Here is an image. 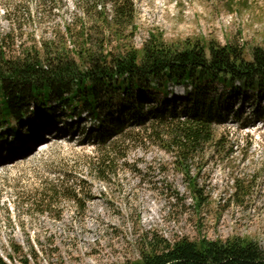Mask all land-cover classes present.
I'll return each mask as SVG.
<instances>
[{"label": "rangeland", "instance_id": "rangeland-1", "mask_svg": "<svg viewBox=\"0 0 264 264\" xmlns=\"http://www.w3.org/2000/svg\"><path fill=\"white\" fill-rule=\"evenodd\" d=\"M101 1L111 17V4ZM95 3L0 0V35H9L6 45L18 56L33 55L42 43L53 42L52 51L70 47L66 28L90 27L94 19L84 16L83 9ZM133 3L132 26L121 41L111 36L105 51H141L152 35L172 45H231L247 61L254 49L264 48V0ZM91 38L99 44L108 39L101 32ZM170 91L171 107H183L186 90ZM213 93L224 89L219 86ZM254 101L242 94L230 96L222 123L214 126L220 145H207L185 168L177 163L164 129H150L155 120L143 128L126 122L117 136L106 140L118 144L104 179L91 165L105 146L99 145L98 120L91 115L69 120L70 114L55 106L50 116L31 114L1 125L0 256L9 264H122L139 260L143 241L152 234L171 243L240 237L264 249V123L252 114ZM123 109L116 107L111 114L126 115ZM100 113L101 123L111 118L106 107ZM45 126L64 128L59 140L48 139ZM58 179H68L80 201L61 197L40 203L36 192ZM194 185L203 198L200 205Z\"/></svg>", "mask_w": 264, "mask_h": 264}, {"label": "trees", "instance_id": "trees-1", "mask_svg": "<svg viewBox=\"0 0 264 264\" xmlns=\"http://www.w3.org/2000/svg\"><path fill=\"white\" fill-rule=\"evenodd\" d=\"M107 1L112 6L111 17L107 4L96 0L92 8L83 9L84 16L94 19L90 27L66 28L70 47L64 44L52 51L53 42L42 43L33 55L18 56L6 45L9 35H0V127L31 114L50 116L55 106L63 107L71 117L91 115L98 120L99 145H105L99 147L91 165L104 179L118 144H107L106 140L117 136L126 122L143 128L155 120L150 129L155 125L164 129L169 148L184 168L207 145H220L214 126L222 123V108L230 96L255 97L252 114L264 123V48L254 49L252 60L247 61L231 45H203L199 41L172 45L152 35L141 51L128 48L114 55L104 46L110 44L111 36L119 41L125 37L133 24L135 7L133 0ZM26 12L31 14L28 9ZM98 32L108 39L94 42L91 34ZM219 86L224 93L214 94ZM170 87L186 90L183 107H171ZM119 106L126 115L111 114ZM104 107L111 118L101 123ZM193 190L200 205L201 192L195 185ZM36 193L40 203L51 204L61 197L80 201L79 192L68 186V179L52 181ZM143 242L140 259L122 264H264V249L240 237L226 241L184 238L171 243L152 234ZM0 264L9 263L0 256Z\"/></svg>", "mask_w": 264, "mask_h": 264}, {"label": "bare ground", "instance_id": "bare-ground-1", "mask_svg": "<svg viewBox=\"0 0 264 264\" xmlns=\"http://www.w3.org/2000/svg\"><path fill=\"white\" fill-rule=\"evenodd\" d=\"M45 130H46V131H47V130H48V131H54V132L57 133V134H56V139H55V138L52 139V140L54 141V140H59L58 135H60V131H61V130H64V128H59V127H58V128H55V127L53 128V127H51V128H46ZM45 130H44V131H45ZM48 139H50V137H49ZM42 146H44V145H42Z\"/></svg>", "mask_w": 264, "mask_h": 264}]
</instances>
